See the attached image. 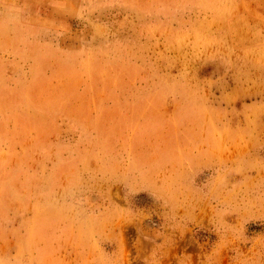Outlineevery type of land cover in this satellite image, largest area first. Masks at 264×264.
<instances>
[{
  "label": "rangeland",
  "instance_id": "1",
  "mask_svg": "<svg viewBox=\"0 0 264 264\" xmlns=\"http://www.w3.org/2000/svg\"><path fill=\"white\" fill-rule=\"evenodd\" d=\"M0 264H264V0H0Z\"/></svg>",
  "mask_w": 264,
  "mask_h": 264
}]
</instances>
